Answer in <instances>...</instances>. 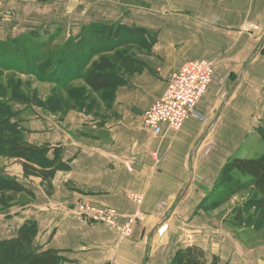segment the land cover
Masks as SVG:
<instances>
[{"label":"crops","instance_id":"1","mask_svg":"<svg viewBox=\"0 0 264 264\" xmlns=\"http://www.w3.org/2000/svg\"><path fill=\"white\" fill-rule=\"evenodd\" d=\"M91 1L105 5L102 22L147 28L156 41L140 54L143 67L127 74L111 99L99 97L103 113L87 104L61 119L25 118L33 132L25 139L50 144L49 157L60 147L66 167L46 179L29 177L34 198L3 210L0 239L14 237L30 219L38 229L34 245L57 250L60 264H166L180 246L173 225L188 226L189 216L209 211L202 200L223 165L233 155L251 154L247 138L264 130V0ZM1 4L0 21L10 22L5 13L12 2ZM16 9L11 28L21 31L26 24ZM198 58L214 64L197 104L204 117L187 119L176 132L151 134L142 125L144 110L183 62ZM130 192L143 201L128 236L102 223L82 225L72 214L74 203L87 201L129 215L135 208Z\"/></svg>","mask_w":264,"mask_h":264},{"label":"rangeland","instance_id":"2","mask_svg":"<svg viewBox=\"0 0 264 264\" xmlns=\"http://www.w3.org/2000/svg\"><path fill=\"white\" fill-rule=\"evenodd\" d=\"M6 2H12V4L5 13L11 17V21H0V33L3 34L0 39L6 42L4 47L0 48V105H5L11 109V112H14L13 119L17 121V124L19 123L21 129L19 134L15 133V137L11 131L9 136L15 140H21V144L34 145L25 139L28 134L33 133L25 126V122L29 119L40 120L42 118L52 120L53 116L61 119L71 110L85 108L83 103L75 99L77 95L87 98L83 102L89 104L92 110L103 113V101L99 99L100 93L92 92L81 78H71L80 72H86L90 67V62L98 60L99 56H94L82 71L79 69L80 59L75 57L74 50L87 49L84 37H86L87 30L94 29L98 23H103L104 14L101 10L105 5L91 0H12ZM15 7L18 9H16L17 14H20V23L26 24L21 31H19L20 26L13 25L11 28L16 16L14 17L10 11ZM2 10L0 9V17L2 13L4 14V9ZM103 12L107 13L106 10ZM111 24L119 23L112 22ZM22 34H26L28 38L25 49H23L24 53L20 51L15 53L13 49L18 44L16 40L11 39ZM125 47L132 51L131 48L134 46L126 44ZM116 50L104 53V56H107L114 65L118 64ZM90 100H92L91 103H89ZM1 114L3 113L0 111V122ZM26 117L29 119L26 120ZM65 127L68 128L67 125ZM1 129L0 177L18 181L25 187L26 192L0 191V218H2L4 209L16 204H26L34 198L32 190L35 188L29 177L38 176V165L30 161L35 157L21 158L13 155L12 149H5L2 145ZM36 146L52 148L47 143ZM244 148L252 150L251 154H244L245 157L263 152L262 136L251 134ZM56 150L61 154L63 152L60 147ZM21 179L28 181L24 183L26 186L20 182ZM252 197H254L252 189L241 190L222 205L209 208L206 214L189 216L186 222L188 226L183 225L185 222L182 226L174 224L173 227L177 230L174 229L172 237L177 239V244L180 246L186 243L188 245V242L197 243L208 254H217L224 264H264V224L259 226L253 224L250 216L246 214L250 208L243 209L246 202L252 205L253 199L250 201ZM131 202L136 208V204L132 200ZM241 209L245 212L237 220L235 213Z\"/></svg>","mask_w":264,"mask_h":264},{"label":"trees","instance_id":"3","mask_svg":"<svg viewBox=\"0 0 264 264\" xmlns=\"http://www.w3.org/2000/svg\"><path fill=\"white\" fill-rule=\"evenodd\" d=\"M88 29V28H87ZM84 37L86 50H74L75 57L80 59L79 69L84 70L88 62L96 55L98 60L90 62L86 72H80L73 78H81L83 83L92 92L100 93V97L111 99L116 87L126 82V75L139 71L144 62L141 53L148 51L156 41V35L149 29L141 26H127L125 24L98 23L94 29L87 30ZM9 40V39H8ZM17 41L13 49L15 53L23 52L28 38L26 34L11 39ZM7 41V40H5ZM0 39V48L4 47ZM126 44L134 46L132 51L126 48ZM122 48V50H118ZM137 48V49H134ZM117 49V50H116ZM116 50L118 64L114 65L111 60L104 56L106 52ZM10 53V52H9ZM63 56V55H62ZM61 56V57H62ZM78 70V69H77ZM76 97V98H75ZM74 98L85 104L87 98L79 95ZM82 101V102H81ZM90 100L89 103H91ZM2 120L0 123L2 131V145L5 149H12L15 156L28 158L38 165V176L43 179L51 176L55 169L65 168L66 164L60 151L53 148L51 156L48 154L52 148L49 146H34L21 144V140L12 139L10 131L20 133L19 123L14 120V112L5 105H0ZM1 135V134H0ZM6 135V136H5ZM260 135L264 141V131L260 129ZM6 144V147H5ZM39 157V158H38ZM244 189H252L254 197L250 202L244 203V208H250L246 214L250 216L253 224H264V151L257 152L252 156H231L223 165L220 174L215 181L213 188L202 200L206 209L217 207L228 201L234 194ZM0 191L11 193L26 192L25 187L16 180L0 177ZM241 209L235 213L237 220L245 211ZM37 225L34 220H25L18 228L14 237L0 239V264H60L64 260L58 255L57 250L48 249L40 251L34 245V237L37 234ZM166 264H224L215 253L208 254L197 244L178 246Z\"/></svg>","mask_w":264,"mask_h":264},{"label":"built area","instance_id":"4","mask_svg":"<svg viewBox=\"0 0 264 264\" xmlns=\"http://www.w3.org/2000/svg\"><path fill=\"white\" fill-rule=\"evenodd\" d=\"M5 1L12 0H0V3ZM213 75L212 60L198 58L183 62L168 79L162 94L144 110L143 127L151 134L158 135L178 131L191 117H204L197 104L208 91ZM128 197L136 204L129 215H122L113 207L87 201L74 203L71 211L82 225L102 223L125 237L131 233L133 224L140 216L139 207L143 200V195L136 192H130Z\"/></svg>","mask_w":264,"mask_h":264}]
</instances>
